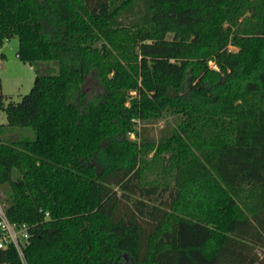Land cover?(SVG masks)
<instances>
[{"label":"trees","instance_id":"obj_1","mask_svg":"<svg viewBox=\"0 0 264 264\" xmlns=\"http://www.w3.org/2000/svg\"><path fill=\"white\" fill-rule=\"evenodd\" d=\"M14 37L0 264H264V0H0Z\"/></svg>","mask_w":264,"mask_h":264},{"label":"rangeland","instance_id":"obj_2","mask_svg":"<svg viewBox=\"0 0 264 264\" xmlns=\"http://www.w3.org/2000/svg\"><path fill=\"white\" fill-rule=\"evenodd\" d=\"M172 36V34H170ZM231 50H238V47L230 45ZM19 40L17 37L5 42L0 46V92L7 95L14 100H20L23 95L29 93L34 86L36 78V70L30 63L24 62L18 55ZM210 65L216 67L215 62L211 61ZM90 82L86 84L88 87ZM7 115L5 111L0 110V124L7 123ZM164 124V121L158 122L157 127ZM139 128V125L137 126ZM23 135H34L33 130L28 127H18L14 133L11 134V139ZM135 138V134L131 135ZM6 196L0 193V204L4 207L6 203ZM262 260L264 262V251L262 253Z\"/></svg>","mask_w":264,"mask_h":264},{"label":"built area","instance_id":"obj_3","mask_svg":"<svg viewBox=\"0 0 264 264\" xmlns=\"http://www.w3.org/2000/svg\"><path fill=\"white\" fill-rule=\"evenodd\" d=\"M27 226H18L12 223L6 216L3 206L0 204V250L13 242L23 256V243L28 239Z\"/></svg>","mask_w":264,"mask_h":264},{"label":"water","instance_id":"obj_4","mask_svg":"<svg viewBox=\"0 0 264 264\" xmlns=\"http://www.w3.org/2000/svg\"><path fill=\"white\" fill-rule=\"evenodd\" d=\"M18 55H19V53H18Z\"/></svg>","mask_w":264,"mask_h":264}]
</instances>
